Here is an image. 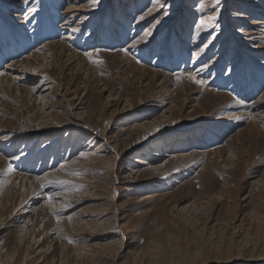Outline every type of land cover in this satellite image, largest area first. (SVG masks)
Instances as JSON below:
<instances>
[{
  "label": "rangeland",
  "instance_id": "1",
  "mask_svg": "<svg viewBox=\"0 0 264 264\" xmlns=\"http://www.w3.org/2000/svg\"><path fill=\"white\" fill-rule=\"evenodd\" d=\"M0 52V264H264V0H0Z\"/></svg>",
  "mask_w": 264,
  "mask_h": 264
},
{
  "label": "bare ground",
  "instance_id": "2",
  "mask_svg": "<svg viewBox=\"0 0 264 264\" xmlns=\"http://www.w3.org/2000/svg\"><path fill=\"white\" fill-rule=\"evenodd\" d=\"M235 15L233 16V18L235 19V18H242V16L238 13V12H235L234 13ZM10 16H17V15H15V14H12V15H8L7 16V18L8 17H10ZM18 16H20V15H18ZM12 18V17H11ZM9 21H11V20H9ZM65 23V22H64ZM67 23V22H66ZM19 24H20V22H19ZM253 25H257V24H260V22L259 21H257V22H254V23H252ZM63 27V26H62ZM54 27H51L50 28V32L52 31V29H53ZM11 30V29H10ZM24 29L21 27V26H15L14 27V29H12V33L13 34H11L9 31V33L10 34H5L4 36H5V39H4V43L7 45V42L8 41H10L9 42V44L11 45V47H10V51H12V52H8V53H10V54H18V50H20V51H23L24 49H26V48H28L30 45H32V42H31V40H30V38H32V37H35L36 35H34V36H28V34H26L24 31H23ZM41 32H42V30H41ZM35 33H38L39 34V31H35L34 32V34ZM48 33V32H47ZM43 34H45V33H43ZM43 34H40V35H43ZM17 38V39H16ZM36 38V37H35ZM69 38V36H65L64 37V39H68ZM19 41V42H21L22 44V46L21 45H19L18 47L16 46V44L14 43L15 41ZM70 40V39H69ZM2 42V43H3ZM19 43H17V45H18ZM49 45V44H48ZM5 46V45H4ZM16 47V48H15ZM33 52H35V51H33ZM9 54V55H10ZM35 54H39V53H37V52H35ZM2 59H5L4 58V56L2 55V52H0V61L2 60ZM15 60V59H14ZM15 64H18V62H16V61H10V62H8L7 63V65H4V66H6L5 68H8V67H10V68H12L13 67V65H15ZM2 70V69H1ZM1 70H0V72H1ZM5 73V72H4ZM2 75V74H1ZM18 77V76H17ZM16 76H15V78H17ZM19 78V77H18Z\"/></svg>",
  "mask_w": 264,
  "mask_h": 264
},
{
  "label": "snow or ice",
  "instance_id": "3",
  "mask_svg": "<svg viewBox=\"0 0 264 264\" xmlns=\"http://www.w3.org/2000/svg\"><path fill=\"white\" fill-rule=\"evenodd\" d=\"M89 2H90L91 6H95V4L97 3V0H89ZM33 11H34V9H33ZM141 19H143V17H141ZM213 19H215V17H213ZM86 55L89 57V59L92 58L91 53H86ZM96 62H101V61H96ZM177 79H179V77H177ZM193 79H194V77H193ZM197 82L203 83V81H197ZM81 155H84V154L82 153ZM71 174L72 175H80V173L77 171H73ZM48 183H53V181H48ZM55 183H62V182L61 181H55ZM69 183H71V182H69ZM42 186H44V185H42ZM49 199L51 200V197H49Z\"/></svg>",
  "mask_w": 264,
  "mask_h": 264
}]
</instances>
